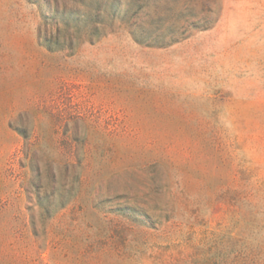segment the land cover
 <instances>
[{"label": "rangeland", "instance_id": "374dc122", "mask_svg": "<svg viewBox=\"0 0 264 264\" xmlns=\"http://www.w3.org/2000/svg\"><path fill=\"white\" fill-rule=\"evenodd\" d=\"M0 264H264V0H0Z\"/></svg>", "mask_w": 264, "mask_h": 264}]
</instances>
